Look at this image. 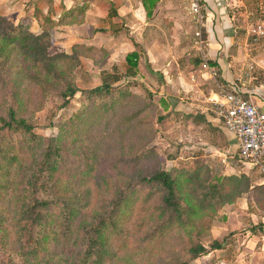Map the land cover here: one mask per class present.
<instances>
[{
  "label": "rangeland",
  "instance_id": "374dc122",
  "mask_svg": "<svg viewBox=\"0 0 264 264\" xmlns=\"http://www.w3.org/2000/svg\"><path fill=\"white\" fill-rule=\"evenodd\" d=\"M30 1L31 12L36 16L29 29H36L38 32L33 31L37 34L43 29L44 16L40 15V11H36L40 0ZM192 2L193 0L182 2L183 8L191 10ZM6 3L10 7L13 2L6 0ZM18 8L17 6L13 12H18ZM97 8L89 9L84 24L83 17L79 21L77 16L73 20L67 18L54 28L51 45L47 51L49 55L65 53L73 56V46L76 44L91 46L92 50L78 49L75 58L65 59V65L61 63L59 69L60 72H65L60 74L56 82L50 81L44 92L39 85L24 79L23 76L20 77L16 59L12 58L8 66L0 71V114L6 115L8 108L12 106L20 108L21 117L31 121L36 127L35 132L44 138L57 137L60 133L58 125L66 120L62 125V138L59 140L63 154L59 174L62 179L48 196L66 193L73 200L78 197L87 198L88 205L81 209L80 221L83 216L88 217L100 210L102 203L109 200L121 187L135 181L142 173L172 168L191 170L198 167L201 161L210 164L214 172L222 173L224 170L221 165L224 160L229 167H236L237 170L240 163L235 160L236 151L229 148L225 137L215 127L217 122L222 125L219 117L216 114L214 119L204 116V106L210 107L208 110L212 109L216 113L211 105L204 103L207 93L205 86L209 85L213 90L218 89L214 80L200 82L198 92L192 89V93L184 98L183 93L174 88L172 83L159 80L157 74L150 70L141 44L131 35L134 30L125 27V24L120 28L119 21H112V29L121 30L119 36L111 39L112 33L102 32L98 41H91L92 36L96 35L93 32L95 27L105 28L110 25L107 18L102 17L92 23V11H106L105 4L100 3ZM200 9L206 24L204 3ZM233 11L235 14V9ZM68 19L71 23H67ZM12 22L19 23L15 20ZM24 22H27L26 19ZM186 22L187 27L184 30L178 29L183 32V36L177 35L179 39L173 38L175 32H168L164 26L168 41L172 44L173 40L183 45L177 59L185 60L189 59L188 55L199 54L202 58L210 60L205 49L193 47L194 42L191 41L196 24L191 20V15ZM235 25L234 28L237 26ZM171 27L170 25L168 29L171 30ZM202 35L206 39L204 31ZM254 47H261L264 51V40ZM132 51L138 53V65L133 69L134 74L128 77L124 75L130 66L126 55ZM171 74L174 79L175 74ZM68 77L79 88V92L70 99L66 107H61L63 101L59 96V88L62 86L61 80ZM115 77L119 78L118 81H114ZM102 81H112L113 87L123 89L125 98L117 102H112V94L88 98L84 92L100 85ZM217 81H220L218 77ZM19 138V134L15 135V142H18ZM208 147L218 150L206 152ZM15 149L24 164L33 159L31 153L25 154L18 148ZM141 153L147 154L136 160ZM114 165L118 166V172L113 171ZM8 170V177L0 173V233L2 236L3 233L6 234L2 239L6 245L0 250V262L24 264L23 260H27L24 255L27 247L26 250H20L24 243L19 246L20 243L14 239L20 204L19 200L16 202L15 199L18 196L17 190L21 188L28 172L20 170L17 163ZM201 175L205 177L204 173ZM253 177L256 175L253 174ZM147 187L142 194L149 190L153 191L155 198V194H163L161 189L153 190L150 186ZM155 198L147 203L152 206L150 210L138 211L140 199L135 202L129 220L124 223V226L128 227L125 231L128 232L125 248L108 264H173L177 259L189 260V254L186 252L189 239L190 243L197 241L206 247L214 240L222 244V248L210 251L191 264H264V224L247 194L224 202L214 210L205 209L201 218L189 227V233L176 227L167 234H152L158 214V211L153 209L157 206ZM46 230H55V226L51 225ZM60 239L61 237L57 240L50 239L45 244L47 252L53 251L57 254L54 256V262L66 256H75L79 249L74 246L70 254V250L56 243ZM13 243H17V247Z\"/></svg>",
  "mask_w": 264,
  "mask_h": 264
},
{
  "label": "trees",
  "instance_id": "16d2710c",
  "mask_svg": "<svg viewBox=\"0 0 264 264\" xmlns=\"http://www.w3.org/2000/svg\"><path fill=\"white\" fill-rule=\"evenodd\" d=\"M141 1L147 16L150 17L159 0ZM87 7L85 1L77 0L69 9H63L57 20H53L52 8L49 6L48 13L43 15L45 27L42 25L43 29L37 34L29 29L30 25L20 22L15 24L8 16L0 15V71L8 66L12 58L16 59L20 77L23 76L24 79L39 85L44 92L50 81L56 82L60 74L65 72L59 71L65 59L75 58L78 55L76 53L78 49L92 50L91 46L76 44L73 46V56L65 53L54 55L47 53L54 28L67 18L73 20L74 17L79 16L78 19L81 21ZM70 20L67 23H71ZM98 31L105 32L107 29ZM126 61L130 66L124 75L129 77L134 74L133 69L138 65V53L135 51L127 53ZM193 62L197 65L200 63L199 59H194ZM118 79L115 77L114 81ZM61 82L62 86L59 88V96L63 101L61 107H66L70 99L79 92V88L70 77ZM84 93L88 98L112 94V102L125 98L124 90L113 87L112 81H102L100 85ZM19 111L20 108L12 106L8 108L6 115L0 114V173L8 177L10 175L8 169L15 163L20 166V170L28 172L21 188L17 190L18 196L15 199L16 202L19 200L20 204L14 239L20 243L19 246L24 243L20 250H26L27 247V252H24L27 260H23L24 264H108L111 260L113 261L125 248L124 244L128 239V232L125 231L128 227H125L124 223L129 220L135 202L140 199L138 211L150 210L152 207L147 203L155 198L153 191L149 190L142 194L147 186L153 190L161 189L163 192L160 196L155 194L157 206L153 209L157 210L158 214L152 234L163 232L167 234L176 227L187 231L195 224V220L201 218L205 209L214 210L222 203L246 194L253 203L251 205H254L257 212L264 215V183H256L253 173L227 174L224 164L221 165L224 171L216 173L210 164L201 161L198 167L191 170L157 169L151 173L139 174L135 181L124 185L109 200L102 203L100 210L88 217L83 216L79 221L82 215L81 209L88 205L87 198L78 197L77 200H73L66 193L48 196L62 179L59 174L63 154L59 140L62 138V125L66 120L58 125L60 133L57 137L44 138L35 132L36 127L31 121L21 117ZM17 134L21 138L15 142L14 136ZM15 148L25 154L31 153L33 159L28 160V164H24ZM145 154L147 153H141L136 160ZM234 157L240 160L238 153ZM113 171H119L117 165H114ZM202 173L205 177L201 175ZM51 225L55 226V230L47 231V227ZM189 232L190 230L186 233ZM3 234L2 236L0 233V250L6 245L2 240L6 234ZM58 237L61 239L56 243L70 250V254L72 248L78 246L77 254L54 262V256L57 254L53 251L47 252L48 248L45 244L50 239L57 240ZM16 244L13 243L14 246ZM220 248L222 244L216 240L206 247L197 241L190 243L189 239L186 249L189 260L177 259L173 264H191L192 261L207 255L210 251ZM11 262H0V264H17Z\"/></svg>",
  "mask_w": 264,
  "mask_h": 264
},
{
  "label": "crops",
  "instance_id": "0c3cea01",
  "mask_svg": "<svg viewBox=\"0 0 264 264\" xmlns=\"http://www.w3.org/2000/svg\"><path fill=\"white\" fill-rule=\"evenodd\" d=\"M76 1L40 0L37 10L40 11V15H46L49 6H51V17L53 20H57L63 9H69ZM83 1L88 6L82 18V20L84 19L83 24L86 22L89 9H93L94 7L98 9L97 6L100 3L105 4L106 11H92L90 15L92 23L93 21L94 23L97 22L98 17H102L107 18V22L110 24L105 28L95 27L93 32L96 35L92 36L91 41H98L100 39L99 34L103 31H98L99 29L108 30L103 33H112L111 39L119 36L118 34L121 30L112 29V24L114 25L112 21H119L120 28L122 24H125V27L128 26L134 30L132 31L134 34L131 35H134L135 40L141 44L144 50V58L150 70L157 74L159 80L172 83L171 85L174 88L183 93L182 96L184 98H187L189 93H192V89L198 92L200 82L213 79L218 89L213 90L209 85L205 86L207 93L204 96V103L206 105H211L214 108L215 101L222 100V90H235L244 97L250 96L264 112V51L261 47L259 49L254 47L260 45V42L264 40V0L199 1L200 8L202 3L205 4L206 24L203 22L201 27L202 44H197L193 36L192 41H190L194 42V48L205 49L210 60L202 58L199 54L197 56L188 55L190 56L189 59L186 58L185 60L177 59L178 54L183 49V45L173 40L171 44L167 39L164 26L167 27L168 32H175L173 38L179 39L177 35L183 36V32L180 30H184L187 27V18L191 15V20H193L191 10L183 8L184 4L182 2L185 0H159L150 17L147 16L141 0ZM11 2H13L12 5L8 7L6 0H0V14L10 17L12 21L15 20L16 22L32 25L36 14L31 12L29 6L31 1L21 0L20 2V0H11ZM17 6L19 7L18 12H13ZM233 9H235V14ZM58 10H60L59 13ZM24 19L27 22H24ZM170 25L172 26L171 30L168 29ZM234 25L236 26L235 28L233 27ZM33 30L38 32L36 29ZM202 31L205 32L206 39L203 38ZM194 59H199L200 63L198 65L194 64ZM204 61L216 71L215 77H210L209 74L204 73L201 69ZM171 72L175 74L174 79V75ZM199 72L200 74H198ZM217 77L220 80L219 82H216ZM255 90L258 93H254ZM184 105L183 107H185ZM204 108L206 109L204 116L209 119L216 118V113L212 109L208 110L210 107L204 106ZM215 127L225 137V142L229 148L234 149L237 154V141L235 137L223 125H219L218 122ZM214 150L218 149L212 147L205 149L206 152H214ZM235 160H237L236 157ZM238 161L240 165L236 170V167H229L224 160L225 172L227 174H239L240 172L249 174L251 172L256 175L254 177L256 183H264L256 168H253L251 164L242 160ZM258 215L264 224V215L261 213Z\"/></svg>",
  "mask_w": 264,
  "mask_h": 264
},
{
  "label": "built area",
  "instance_id": "2783aa9c",
  "mask_svg": "<svg viewBox=\"0 0 264 264\" xmlns=\"http://www.w3.org/2000/svg\"><path fill=\"white\" fill-rule=\"evenodd\" d=\"M191 12L196 24L194 37L201 45L203 15L199 0H193ZM201 69L210 77L217 74L206 61ZM214 110L223 127L235 137L240 160L256 168L264 181V112L250 96L244 97L235 90H222V100L215 101Z\"/></svg>",
  "mask_w": 264,
  "mask_h": 264
},
{
  "label": "water",
  "instance_id": "95a60500",
  "mask_svg": "<svg viewBox=\"0 0 264 264\" xmlns=\"http://www.w3.org/2000/svg\"><path fill=\"white\" fill-rule=\"evenodd\" d=\"M105 1H108V0H105Z\"/></svg>",
  "mask_w": 264,
  "mask_h": 264
}]
</instances>
